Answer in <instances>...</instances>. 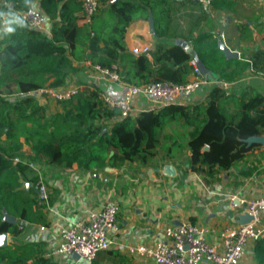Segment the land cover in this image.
Segmentation results:
<instances>
[{
    "label": "trees",
    "instance_id": "obj_1",
    "mask_svg": "<svg viewBox=\"0 0 264 264\" xmlns=\"http://www.w3.org/2000/svg\"><path fill=\"white\" fill-rule=\"evenodd\" d=\"M33 1L0 0V17L8 9L6 3L17 13ZM37 1L49 22V32L26 23L20 27L14 20L9 26L15 29L12 33H0V235L7 233L16 239L27 224L44 222L43 205L37 204V176L26 164L12 162L13 157H23L24 143L31 151L28 159L43 158L61 169L73 164L82 170L147 166L160 156L176 168L185 165L184 170L200 176L204 184L259 145L247 139L264 135V95L235 97L230 87L219 84L209 86L200 103H166L122 118L117 116L118 109L103 103L100 86L84 84L57 101L60 112L46 115L35 91L65 86L70 75L80 70L74 60L112 70L126 86L159 81L181 84L189 79L193 67L191 53L171 40L164 0H99L108 4L107 16L95 20L94 15L84 33L77 24L80 0ZM212 5L221 9L232 3L215 0ZM146 16L153 19L152 47L148 53H133L123 40L126 27L132 19ZM191 45L209 70L206 77L217 81H234L248 66L257 73V63L264 56L255 51L251 65L227 58L216 39L206 34H198ZM176 121L188 127L184 143L173 135ZM184 149L189 155L176 162L175 156L180 157ZM3 210L15 217L14 223L2 219ZM38 244L0 245V263L56 264L42 255ZM252 250L251 264H264V237L253 243Z\"/></svg>",
    "mask_w": 264,
    "mask_h": 264
},
{
    "label": "crops",
    "instance_id": "obj_2",
    "mask_svg": "<svg viewBox=\"0 0 264 264\" xmlns=\"http://www.w3.org/2000/svg\"><path fill=\"white\" fill-rule=\"evenodd\" d=\"M229 1L232 3L231 7L220 9L215 8L212 4L208 6L201 5L193 0H164V7L168 10L166 21L168 33L172 36L171 40L179 44L187 43L191 49H193L191 45L193 38L198 34H206L216 39L218 44L222 42L231 50H236L238 52L237 59L248 61L251 65L252 55L255 51L258 50L264 53V9L261 5V0ZM32 4L36 5L38 1L34 0ZM107 5V3H99L94 16L95 20L96 18H106ZM196 5H198V7ZM149 18L152 19L150 16L137 17L128 23L123 40L129 51H132L134 47H141L144 44L152 47L153 31H150L149 28ZM8 19L10 23L15 20V17H9ZM77 24L80 26L81 32L84 33L87 25L81 18L78 19ZM48 27L49 22L45 21L43 28L48 31ZM1 32L2 30L0 29V33ZM73 65L80 67V70L74 75H70L67 79V84L74 83L69 87L96 84L100 86L103 91L111 94H119L125 88V84L120 81H110L104 78L98 71H95L92 66H90L87 60H74ZM257 66V73H254V70L248 66L244 74L236 80L228 82L229 85L226 86V88L230 87L235 97L242 93L246 95L260 93L264 95V56L262 57V61L257 63ZM190 77L191 75L189 78ZM67 84L62 87H67ZM209 86H202L188 99L178 103L191 106L192 104L204 101ZM37 97L38 102L45 106L46 115L61 111L60 104L56 101L38 95ZM157 103V101L153 102L146 97L139 96L136 97L134 105L136 112H138L142 109H152L153 106H155V108L162 106L160 103ZM231 104L230 102L229 105ZM231 108L232 106H230V109ZM187 130L188 127L180 121L174 122L172 127L174 137L182 143L187 140ZM21 140L23 139L21 138ZM22 152L23 156L26 158L31 155L30 148L25 143L22 145ZM186 155H189V151L184 149L180 157L177 158L175 156V161L178 162L182 157L185 158ZM260 155H264V143H259V145L253 147L247 152L245 158L237 162L231 169L227 171L221 170L216 174L214 180L210 183V185L215 184L218 187L212 190L213 195L210 200L213 202L212 204L216 202L217 197L215 196L217 195V190H222L229 194L237 193V195H233L230 198V203L227 204L224 202L227 209L235 211L236 216L238 211L236 212V209L232 205L233 203L235 204L236 198L251 199L264 194L260 193L261 190H264V186H258L261 173H264V161L257 162ZM33 161L38 163L43 171V163L45 165L54 166L46 164L43 158L34 159ZM184 167L185 165H180L176 168L160 156L156 157V160L147 166L133 164L122 167L136 170L139 172L138 175L140 178L143 177V180L140 181L135 190L125 192L123 197L125 207L122 209L124 211V218L120 221V225L116 224V230L110 234V239H113L112 237L119 233L121 237L120 241H122L121 243H152L161 238L162 228L166 224L188 220L186 217H190L191 220L193 219V223H199L197 220L201 218V215L198 210L191 208L187 210L183 209L178 199L176 200L178 202L177 204L168 206L166 205L167 199L165 196H163V201L160 203L161 201L158 198L159 187H155L157 184L148 185V183H153L157 180L163 181L165 179H167L168 182H182L184 183L183 185H181V183L179 186L173 188V194L176 198L180 195V186L186 191H190L189 185L191 181L196 185H201L202 187L206 186L200 176L189 170H184ZM121 169H114L113 167L106 166L103 169L92 168L89 170H82L79 169L76 164H73L70 168L61 169L62 173L82 177L80 179H83V182L81 181L82 184L79 186L77 195L72 192L73 188L69 189L68 192L71 191L72 194L71 198L61 202L60 200L63 197L62 186L57 182H52L51 188L46 185L48 193L51 196V201L48 203V208H45L44 205L41 207L40 212L44 217V222L27 224L16 239H12L5 233L6 244L19 243V241L20 243L37 242L39 243L38 248L42 251L43 256L51 258L56 264H60L55 258L67 256L54 255L52 253L59 238V225L66 221L84 216L90 209L102 203L104 199L114 200L112 194L109 195L107 192L105 195L101 194L102 191L97 189L99 188L98 185L92 183L90 185L87 176L91 174V177H93L92 179L97 180V182L99 181L98 179L103 177V183L108 184L110 179L115 176L114 173ZM261 170H263V172ZM220 177H222V182L218 180ZM187 180L188 182L186 183ZM235 181H237V183ZM89 187L91 188L88 189ZM87 189L91 193H86ZM78 194L80 196H78ZM141 198H145L147 202H139ZM114 201L116 202V200ZM160 204L163 205V208H160ZM118 211H120V209H118ZM191 220L189 221L191 222ZM207 220L214 222L218 220V217H213V213H207V218L204 222L208 223ZM234 224H236V221L232 225ZM119 245L120 244H117V246H113L110 249L108 248L100 251L92 264H107L108 262H111V264H127L130 259L139 263L152 264L148 260H136L128 255L126 251L118 250L117 248ZM252 249L253 245L250 247L248 255L241 264H251L253 257ZM68 258L72 260L73 264H85L82 260L78 259V261H76L77 258Z\"/></svg>",
    "mask_w": 264,
    "mask_h": 264
},
{
    "label": "built area",
    "instance_id": "obj_3",
    "mask_svg": "<svg viewBox=\"0 0 264 264\" xmlns=\"http://www.w3.org/2000/svg\"><path fill=\"white\" fill-rule=\"evenodd\" d=\"M201 5H211L215 0H193ZM81 19L89 25L99 6V0H80ZM264 9V0H261ZM7 10H12L6 3ZM3 12L0 17V29L9 28V19ZM25 23L31 27L42 29L46 17L39 10L38 4H32L23 11H17ZM150 46L144 44L134 47L133 53H148ZM193 69L191 77L184 83L177 84L169 81L152 82L141 86H126L119 94L106 91L100 93L103 103L109 108L119 111V118L133 115L136 112V97L147 99L164 105L178 103L188 99L202 86L219 84L223 87L229 85L225 81H217L201 74L196 62L190 59ZM104 78L110 81H119L118 75L108 69L92 66ZM114 68V66H113ZM82 86L50 87L44 86L36 90L40 97L60 101L70 97ZM152 109H156L153 106ZM12 162L26 164L37 176V204L48 208V190L44 180V171L40 165L26 157H13ZM234 200V198H233ZM239 208L236 214V224L226 226L220 232H215L212 227L204 224L182 220L178 223L166 224L162 228L161 238L152 242L134 243L126 246V252L134 259L148 260L152 264H241L248 255L253 243L264 237V226L261 224V215L264 213V194L251 198H236L235 204ZM118 204L115 201L104 199L102 203L90 209L84 216L66 221L59 225L58 241L54 255L73 257L77 254L76 261L82 260L85 264H92L100 251L110 246V234L116 230V215ZM247 214L251 219L239 223V215ZM3 264V263H0Z\"/></svg>",
    "mask_w": 264,
    "mask_h": 264
},
{
    "label": "rangeland",
    "instance_id": "obj_4",
    "mask_svg": "<svg viewBox=\"0 0 264 264\" xmlns=\"http://www.w3.org/2000/svg\"><path fill=\"white\" fill-rule=\"evenodd\" d=\"M198 7V5H196ZM74 83H68L67 87L70 85H73ZM109 93V92H108ZM264 137V135H262ZM253 161V160H252ZM264 161V155H260V158L257 159V162ZM43 168H44V174H45V180H46V185L48 187H52L51 184L52 182H57L59 183L62 188H63V194H62V199L60 200L61 202L69 200L72 196L71 191L68 192L69 189H72V192H74L77 195L79 186L82 184V180L80 179L82 177L80 176H72L70 174L62 173V170L60 168L54 167V166H49L45 165L43 163ZM263 172V170H261ZM139 172L136 170H133L131 168H122L120 171H117L114 173V177L110 179V182L108 184L103 183L102 178L97 180L92 179L91 174L87 176L88 181L92 184L98 185L99 190H101V194H104L107 192L109 195L112 194V198L116 200V203L118 205V211L117 213V218H116V224L120 225V221L124 218V209L125 207V202H124V194L125 192L128 191H133L137 188L138 184L140 181H142L143 177L140 178L138 175ZM112 177V176H111ZM183 180V179H182ZM219 182H222V177H220ZM82 181V182H81ZM188 180L186 181V183ZM237 183V181H235ZM182 182H168L167 179L163 181L157 180L156 182H151L148 183V185H155V187H159V194L158 198L160 199V203L163 201V196L166 197V205L171 206L173 204H177L178 202L176 201L177 199L180 200V205L182 206L183 209H196L198 210L199 214L201 215V218L197 220L201 224H204L205 227H212V229L215 232H220L222 228L226 226H231L235 221H236V216H235V211H232L230 209H227L224 202L227 204L230 203V198L234 195H237V193H231L229 194L228 192L222 191V190H217L216 193L217 197L216 202L212 204L211 202V197H212V190L216 187L218 188L215 184L210 185L205 184L206 186L202 187L201 185H196L194 182L191 181L189 185V190L186 191L182 186H180V195L178 198L174 197V192L173 188L179 186ZM182 183L181 185H183ZM94 185V186H95ZM258 186L262 187L264 186V173H261V178L260 182L258 183ZM86 187V186H83ZM96 187V186H95ZM89 187L88 189H90ZM112 190H111V189ZM87 189L86 193H91ZM260 193H264V190H261ZM78 196H80L78 194ZM252 196V195H249ZM247 197V196H245ZM80 198V197H79ZM248 198V197H247ZM111 200V199H109ZM112 200V201H114ZM139 202H147L145 198H141ZM134 204V203H133ZM217 205V206H215ZM134 206V205H133ZM236 209V212L239 210L237 206H233ZM160 208H163V205L160 204ZM207 213H213V217H218V220H215L214 222H211L207 220L208 223H205L204 221L207 218ZM216 214V215H215ZM185 217V216H184ZM189 220L190 217H186ZM261 224L259 227L264 226V213L261 215ZM204 222V223H203ZM113 239L110 240V246L109 249L112 248L113 246H117V244H120L118 246V250L125 251L126 246H128L129 243H121L120 241V234H115ZM130 245V244H129ZM55 258V257H54ZM60 264H73L72 260L68 257H56L55 258ZM129 263L127 264H144V263H139L135 262L133 260H128ZM80 263V262H79ZM107 264H111V262H108Z\"/></svg>",
    "mask_w": 264,
    "mask_h": 264
},
{
    "label": "water",
    "instance_id": "obj_5",
    "mask_svg": "<svg viewBox=\"0 0 264 264\" xmlns=\"http://www.w3.org/2000/svg\"><path fill=\"white\" fill-rule=\"evenodd\" d=\"M148 24L150 31H153V24H152V19H148ZM186 51L190 52L192 55V58L195 60L197 67L199 68L201 74L207 75L209 74L208 68L202 63L200 58L198 57V54L195 51H192L191 47L187 43H182L181 44ZM219 49L224 53V55L227 58H238V52L236 50H231L228 48L224 43L219 42L218 44ZM247 142H256V143H264V137L263 136H252L247 139ZM3 220L9 222V223H14L15 222V217L13 215L8 214L5 210H3ZM251 217L247 214L239 215L238 217V222L239 223H245L249 221ZM6 244V235L5 233L0 235V245ZM74 258H78L77 254H73Z\"/></svg>",
    "mask_w": 264,
    "mask_h": 264
},
{
    "label": "clouds",
    "instance_id": "obj_6",
    "mask_svg": "<svg viewBox=\"0 0 264 264\" xmlns=\"http://www.w3.org/2000/svg\"><path fill=\"white\" fill-rule=\"evenodd\" d=\"M4 15L9 18V17H15V20H16V25L20 26V27H23L24 26V19L19 16L15 11H12V10H9L7 11L6 13H4ZM14 27L12 28H6L5 29V33H12L14 31Z\"/></svg>",
    "mask_w": 264,
    "mask_h": 264
}]
</instances>
